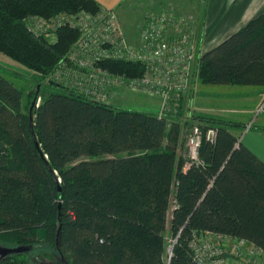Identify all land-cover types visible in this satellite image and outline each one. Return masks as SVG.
Segmentation results:
<instances>
[{"label":"trees","instance_id":"obj_1","mask_svg":"<svg viewBox=\"0 0 264 264\" xmlns=\"http://www.w3.org/2000/svg\"><path fill=\"white\" fill-rule=\"evenodd\" d=\"M101 9L95 0H0V53L38 75L23 103L22 88L0 74V242L20 241L47 225L57 229L60 251L73 264H165L168 238L169 264H196L188 246L194 231L264 248V160L234 132L246 125L195 112L216 136L202 140L200 163L183 168L177 122L46 81L77 32L60 27L49 42L28 31L27 18ZM103 65L129 76L143 72L128 61ZM198 78L264 87V12L201 54ZM36 93L39 148L28 118Z\"/></svg>","mask_w":264,"mask_h":264},{"label":"built area","instance_id":"obj_2","mask_svg":"<svg viewBox=\"0 0 264 264\" xmlns=\"http://www.w3.org/2000/svg\"><path fill=\"white\" fill-rule=\"evenodd\" d=\"M27 27L49 42L57 39L60 27L77 32L64 58L46 77L47 82L61 83L90 99L113 105L118 104L115 93L121 89L153 97L158 117L177 122L184 134L183 168L201 162V142H214L216 129L200 122L188 105L198 46L193 16H182L174 9L149 11L142 17L139 33L132 41L111 8L102 7L96 13H61L50 18L30 16ZM107 61L139 63L143 72L139 76L113 72L103 65ZM262 110L264 105L256 113ZM250 126L251 123L245 127ZM168 242L165 264H169L173 240L169 238ZM188 246L196 264H264V248L244 238L194 231Z\"/></svg>","mask_w":264,"mask_h":264},{"label":"rangeland","instance_id":"obj_3","mask_svg":"<svg viewBox=\"0 0 264 264\" xmlns=\"http://www.w3.org/2000/svg\"><path fill=\"white\" fill-rule=\"evenodd\" d=\"M228 4L234 0H227ZM207 5V0H128L125 4L121 5L120 8L116 9V13L119 16V20L125 34L129 41H132L134 37H137L141 23L142 17L145 16L149 11L159 12L161 9H168L169 11L174 9L182 16H193L195 20V39L197 41V49L195 50V58L192 68V86L191 91L188 95L189 107H192L195 112L200 114L212 116L215 118H221L226 120H234L238 122H257L258 115L261 112L256 113V110L261 105H264V100H262L257 107L250 98H247L246 90H252L255 86H234V85H211V84H201L198 78V59L201 54L208 51L221 40L227 36H217L213 38L210 44H207L210 38H205L203 35V16ZM201 14V15H200ZM105 68L109 69L107 66ZM111 70V69H109ZM112 71V70H111ZM114 72V71H113ZM0 74H2L6 79L12 81L16 87L22 88L24 91L23 103L27 101V95L33 90L36 85L37 74L26 69L15 61L11 60L9 57L0 53ZM46 83V82H44ZM48 89H52L56 92H63L64 89L56 85H47ZM118 102V107L122 109L140 110L155 112L157 101L149 96L139 93L131 92L127 89L118 90L115 93ZM34 98V97H33ZM33 100V99H32ZM31 100V101H32ZM40 101V97H37L36 103ZM253 103V104H251ZM31 104V103H30ZM30 106V105H29ZM248 107H256L254 114L241 112L243 109ZM246 127H241L234 132L240 138L243 137V133L246 131ZM183 146L179 153L185 158L184 153V134L181 135ZM120 156H125L124 152L119 153ZM169 240V238H168ZM167 240V248H169V242Z\"/></svg>","mask_w":264,"mask_h":264},{"label":"crops","instance_id":"obj_4","mask_svg":"<svg viewBox=\"0 0 264 264\" xmlns=\"http://www.w3.org/2000/svg\"><path fill=\"white\" fill-rule=\"evenodd\" d=\"M95 1L103 8L116 10L128 0ZM261 12H264V0H234L231 5L227 0H207L205 12L202 14L203 35L205 38H210L206 43L210 44L217 36H228ZM244 93L256 107L264 100V87L262 86H255L252 90H246ZM256 107H248L241 112L254 114ZM261 113L264 115V111ZM256 119L257 122L251 124L253 127L243 133L241 142L261 160H264V116L258 115ZM249 123L251 122H243L244 125Z\"/></svg>","mask_w":264,"mask_h":264},{"label":"flooded vegetation","instance_id":"obj_5","mask_svg":"<svg viewBox=\"0 0 264 264\" xmlns=\"http://www.w3.org/2000/svg\"><path fill=\"white\" fill-rule=\"evenodd\" d=\"M57 240V229L41 225L29 236L21 237L20 241L0 242V249H18L7 253L0 250V264H73L69 256L60 251Z\"/></svg>","mask_w":264,"mask_h":264},{"label":"water","instance_id":"obj_6","mask_svg":"<svg viewBox=\"0 0 264 264\" xmlns=\"http://www.w3.org/2000/svg\"><path fill=\"white\" fill-rule=\"evenodd\" d=\"M39 87V86H38ZM36 99H37V93L35 94L33 100L31 101V104L29 106V109H28V118H29V128H30V133H31V136H32V139L34 141V144L37 148H39V144H38V141L36 139V136H35V133H34V129H33V119H34V115H33V110L35 108V106H37V103H36ZM40 154L42 155V153L40 152ZM43 156V155H42ZM45 164L47 166V168L49 169V171L51 172L52 174V177L54 179V181L56 183H58V179L56 178L54 172L52 171V169L50 168L49 164L47 161H45ZM57 188H58V192L61 191V188H60V185L58 184L57 185ZM59 207V206H58ZM0 250H2L3 253H7V252H14V251H17L18 249H8V248H1Z\"/></svg>","mask_w":264,"mask_h":264}]
</instances>
